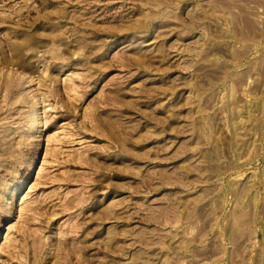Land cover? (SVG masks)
I'll list each match as a JSON object with an SVG mask.
<instances>
[{
    "label": "rangeland",
    "instance_id": "374dc122",
    "mask_svg": "<svg viewBox=\"0 0 264 264\" xmlns=\"http://www.w3.org/2000/svg\"><path fill=\"white\" fill-rule=\"evenodd\" d=\"M0 264H264V0H0Z\"/></svg>",
    "mask_w": 264,
    "mask_h": 264
}]
</instances>
